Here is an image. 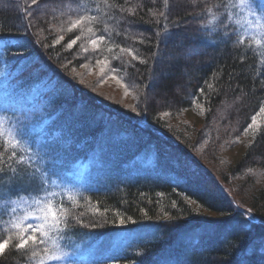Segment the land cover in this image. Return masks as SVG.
I'll list each match as a JSON object with an SVG mask.
<instances>
[{
  "label": "trees",
  "instance_id": "trees-1",
  "mask_svg": "<svg viewBox=\"0 0 264 264\" xmlns=\"http://www.w3.org/2000/svg\"><path fill=\"white\" fill-rule=\"evenodd\" d=\"M243 3L0 0V240L16 238L12 225L44 195L59 216L0 264H56L54 249L135 229L145 236L78 264H156L171 251L176 264H237L255 248L264 22L247 33ZM241 208L259 223L227 231ZM28 217L25 226L42 222ZM197 225L209 232L183 251L182 234Z\"/></svg>",
  "mask_w": 264,
  "mask_h": 264
},
{
  "label": "rangeland",
  "instance_id": "rangeland-1",
  "mask_svg": "<svg viewBox=\"0 0 264 264\" xmlns=\"http://www.w3.org/2000/svg\"><path fill=\"white\" fill-rule=\"evenodd\" d=\"M256 4L253 2L243 3L240 7V25L247 33H253L252 35L258 36L262 31V25L264 22V0H257ZM141 161H144L143 158H140ZM151 161V160H150ZM145 162V161H144ZM148 164V162H145ZM84 172L82 168H79L77 174ZM86 173V172H85ZM24 188L27 190H36L37 184L35 182H24ZM54 194L55 190L50 189ZM47 194V193H46ZM50 194V193H48ZM44 203L49 201V196L44 195L40 198ZM44 205L31 206L30 209L26 210V214L32 213L29 216L31 220H36L38 217H42L43 213L40 211ZM242 212L237 215L234 219H231L226 225V230L230 231L232 229H242L248 228L251 222L259 223L258 218L254 217L252 211L249 208H241ZM145 231V230H144ZM209 232L206 226L197 225L192 228H188L182 234V240L185 243L180 246V248L184 251L187 248L186 244L188 241L200 243L199 237L203 234ZM211 232L209 235H211ZM144 233L141 229L128 230L119 233H112L103 238L92 239L88 237L86 239L81 240L74 247L69 250H64L63 248L54 249L55 255L59 256V259H53L56 264H78L79 262H86V260L94 259L98 255H102V257H112L121 250H123L130 242L134 240L141 239L144 237ZM196 243V244H197ZM253 244H255V248L248 250L241 254L238 258L237 264H248L250 261L256 259L260 261H264V231H260L254 237ZM100 251L101 254H96ZM170 254L172 257H160L156 264H176V252L171 251ZM254 258V259H253ZM260 264H264L260 263Z\"/></svg>",
  "mask_w": 264,
  "mask_h": 264
},
{
  "label": "snow or ice",
  "instance_id": "snow-or-ice-1",
  "mask_svg": "<svg viewBox=\"0 0 264 264\" xmlns=\"http://www.w3.org/2000/svg\"><path fill=\"white\" fill-rule=\"evenodd\" d=\"M244 0H241V3H243ZM33 4L37 3V0H32ZM210 11V9H209ZM85 18L81 17L80 20H78L76 23L79 24L81 23ZM75 26V25H74ZM101 39H103V37H101ZM257 44H260L261 41L256 40L255 41ZM93 44L96 43V41H92ZM18 145L13 144L12 147L15 148ZM16 157H17V153L16 152H12L10 155V159H12L13 161H16ZM3 157H0V159H2ZM31 161L29 160V163ZM19 164H24V158L20 157ZM3 172H0V175H3ZM18 179H24V177H13V182H15ZM0 195H3L2 192V186H0ZM15 203V202H14ZM39 203V202H38ZM17 206L19 207L20 205L17 204ZM14 210V209H13ZM40 211L43 213L42 217H38V219H41L42 222L37 224V225H32V224H27L26 226L24 225V221L27 219V215H32V213H28L25 216L21 217L18 222L14 223L12 225V229L17 233V236L15 239H13L12 237L0 240V254H3L6 249H8L9 247H11L12 245H15L16 248L18 249H25L29 242L31 243H35L37 240V236L35 235V233H40V235L42 236H47L48 232L53 228L58 226L59 224V216L57 215V213L55 211H53L52 208V204L51 202H47L44 204V207L40 209ZM61 214L66 215V211L64 209H61ZM49 216L52 217L51 221H49ZM32 231L33 234L32 235H28V231ZM18 241V242H17ZM50 259H59V256L53 254L50 256Z\"/></svg>",
  "mask_w": 264,
  "mask_h": 264
},
{
  "label": "clouds",
  "instance_id": "clouds-1",
  "mask_svg": "<svg viewBox=\"0 0 264 264\" xmlns=\"http://www.w3.org/2000/svg\"><path fill=\"white\" fill-rule=\"evenodd\" d=\"M210 11H211V9H210Z\"/></svg>",
  "mask_w": 264,
  "mask_h": 264
}]
</instances>
